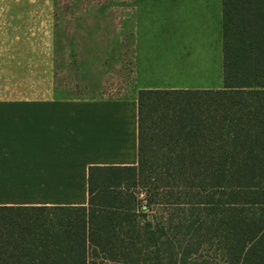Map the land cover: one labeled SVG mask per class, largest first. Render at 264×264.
Listing matches in <instances>:
<instances>
[{
    "label": "trees",
    "instance_id": "trees-1",
    "mask_svg": "<svg viewBox=\"0 0 264 264\" xmlns=\"http://www.w3.org/2000/svg\"><path fill=\"white\" fill-rule=\"evenodd\" d=\"M223 75L140 90L138 163L86 205L0 206V264H264V0H223Z\"/></svg>",
    "mask_w": 264,
    "mask_h": 264
},
{
    "label": "crops",
    "instance_id": "crops-1",
    "mask_svg": "<svg viewBox=\"0 0 264 264\" xmlns=\"http://www.w3.org/2000/svg\"><path fill=\"white\" fill-rule=\"evenodd\" d=\"M46 5L55 32V1ZM130 8L132 96L58 97L53 55L51 89L0 108V206L86 205L90 166L138 163L140 90L223 88V0H135Z\"/></svg>",
    "mask_w": 264,
    "mask_h": 264
},
{
    "label": "rangeland",
    "instance_id": "rangeland-1",
    "mask_svg": "<svg viewBox=\"0 0 264 264\" xmlns=\"http://www.w3.org/2000/svg\"><path fill=\"white\" fill-rule=\"evenodd\" d=\"M47 1L0 0V108L49 91L53 55L58 97L132 96L135 0H54L55 32Z\"/></svg>",
    "mask_w": 264,
    "mask_h": 264
}]
</instances>
